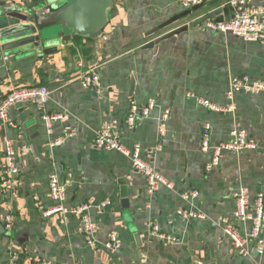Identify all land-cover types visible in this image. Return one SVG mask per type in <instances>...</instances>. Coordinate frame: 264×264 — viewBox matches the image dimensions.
Masks as SVG:
<instances>
[{
  "label": "crops",
  "instance_id": "crops-1",
  "mask_svg": "<svg viewBox=\"0 0 264 264\" xmlns=\"http://www.w3.org/2000/svg\"><path fill=\"white\" fill-rule=\"evenodd\" d=\"M9 2L0 0L4 6ZM247 2L264 6V0ZM219 5L212 4L210 10ZM177 12L176 0H116L108 27L96 39L74 37L44 57L0 50L1 93L44 86L49 92L45 112L62 116L49 135L37 108L25 104L9 108L12 125L0 126V172L4 142L17 150L25 148L18 157L23 178L19 194L6 197L0 186V224L4 227L6 216L13 218L5 245L0 228V264H9L14 250L18 264H140V250L146 264H264V252L259 254L254 243L247 256L239 255L222 223L225 220L244 235L252 222L234 220L233 194L244 188L250 204L256 194L264 195V93L236 94V110L230 115L209 112L196 101L229 104L226 91L236 75L264 82V46L198 25L143 48L203 14L149 33ZM93 67L100 87L82 88L76 79ZM149 100L157 106L151 117L126 129L123 120L130 102L145 105ZM164 109L170 116L166 135L159 140L155 118ZM111 121L118 123L120 141L128 148L138 145L147 152L160 142L153 164L171 184L170 190L159 186L149 194L145 179L127 158L93 146L96 131ZM204 123L211 126V146L227 142L232 130L241 127L257 148L238 156L223 152L220 166L205 172L211 154L198 149ZM63 129L73 132V138L49 150L48 142ZM51 174L65 185L67 209L91 199L109 201L87 212L96 225L95 247L86 245L77 232L80 215L42 216L41 206H55L48 196ZM122 190L128 209L121 204ZM192 192V199L182 198ZM188 209L205 218L186 221L176 213ZM149 223L180 244H164L150 236ZM111 234L118 236L116 251L102 247Z\"/></svg>",
  "mask_w": 264,
  "mask_h": 264
},
{
  "label": "built area",
  "instance_id": "built-area-1",
  "mask_svg": "<svg viewBox=\"0 0 264 264\" xmlns=\"http://www.w3.org/2000/svg\"><path fill=\"white\" fill-rule=\"evenodd\" d=\"M22 3L59 1V0H20ZM180 12L191 11L192 8L202 5L209 7L212 4H220L219 7H230L232 9V17L228 21L215 22L210 19L202 23V27L207 30L218 32L221 34L230 33L231 35L242 39L249 43H259L264 46V6H251L247 0H176ZM178 13V12H177ZM101 39L107 40L106 36ZM8 61V58H5ZM97 67L91 68L83 75L78 76L76 81L82 88L97 89L100 87L99 76L96 73ZM247 93H264V82L261 80H254L250 76L236 75L230 80L229 88L226 91V97L230 103L225 106L214 104L204 98H196L197 103L216 114L230 115L236 110L234 104V96L236 94ZM49 92L44 86H36L30 88H14L7 95L1 93L0 83V126L12 125L8 118V109L15 106H23L29 104L35 106L40 112V118L45 125L46 132L50 135L53 131V124L59 121L62 116L59 114H47L45 112V104L48 99ZM156 104L153 100H149L145 105H138L135 102H130L126 116L123 120L126 129L132 130L135 126L143 120L149 119L151 114L156 109ZM170 112L168 109L161 110L156 116L157 138L161 140L167 132V123ZM118 123L111 121L99 128L95 133L93 146L98 150L114 151L130 161L131 168L139 175H141L147 185L149 194H152L159 186L164 188H171V184L162 176L154 167L153 159L161 150L160 142L157 143L151 150L142 152L138 145L130 148L126 147L120 141ZM74 133L65 129L61 133L51 139L47 146L49 150H53L62 146L67 140L73 138ZM230 139L218 146H211V126L204 123L201 126L200 140L198 149L201 152H209L211 159L205 165V172L220 166L223 152H228L234 156H238L243 151L256 150V143L253 139L247 137L245 131L241 127H236L230 134ZM24 147L21 150L14 148L10 141L3 143V164L0 172V186L4 196L14 199L18 194L23 184L21 176V169L18 165L19 154L23 153ZM48 196L55 204L53 208L44 209L42 206L41 214L43 217L51 215L75 216L80 215L81 225L77 232L83 236L86 245L95 247L96 242L93 235L96 232V225L89 219L87 212L90 208L102 209L109 205V201L96 202L89 200L87 203L81 204L74 208H65L63 202L65 201L66 188L61 184L55 174L48 177ZM195 193L183 194L182 198L185 200L192 199ZM236 203V208L233 213V218L238 222L251 221L252 227L246 231L244 235H240L237 230L225 220L223 223V232L233 242L234 248L241 256L249 254L248 247L250 244L255 245L257 252L263 254L264 252V195L259 193L254 196L252 203L248 202L247 193L244 188H238L233 194ZM40 206L38 196L33 197ZM177 215L186 221L202 220L204 215L196 210H177ZM13 228L12 216L4 218V229L6 232ZM147 230L150 236L157 238L164 244H180V240L166 232H163L155 223H149ZM106 250L116 251L120 248L118 236L111 234L108 241L102 244ZM9 264H18V252L13 251L9 260Z\"/></svg>",
  "mask_w": 264,
  "mask_h": 264
},
{
  "label": "water",
  "instance_id": "water-1",
  "mask_svg": "<svg viewBox=\"0 0 264 264\" xmlns=\"http://www.w3.org/2000/svg\"><path fill=\"white\" fill-rule=\"evenodd\" d=\"M116 0H59L56 2L22 3L10 0L5 6L0 4V50H11L38 57L47 56L56 51L61 43H66L74 37L96 39L108 27ZM204 11L199 12L201 9ZM196 16L189 23L179 25L185 20ZM232 17L230 7L196 6L191 11L178 12L166 21L156 26L150 34L176 26L159 40L149 42L143 48H150L158 41L187 31L189 28L201 25L207 20L226 22ZM121 204L129 208L125 190L121 193ZM2 235L8 236L3 225L0 224ZM137 245H139L136 237ZM141 263L146 264V255L140 250Z\"/></svg>",
  "mask_w": 264,
  "mask_h": 264
},
{
  "label": "rangeland",
  "instance_id": "rangeland-1",
  "mask_svg": "<svg viewBox=\"0 0 264 264\" xmlns=\"http://www.w3.org/2000/svg\"><path fill=\"white\" fill-rule=\"evenodd\" d=\"M205 9H206V8H203V9H201L199 12H202V11H204ZM199 12H198V13H199Z\"/></svg>",
  "mask_w": 264,
  "mask_h": 264
}]
</instances>
